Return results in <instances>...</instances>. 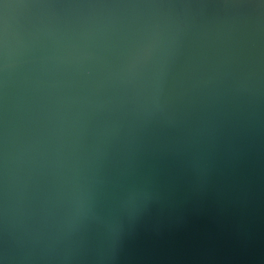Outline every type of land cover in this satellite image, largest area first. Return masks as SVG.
Returning a JSON list of instances; mask_svg holds the SVG:
<instances>
[{
    "label": "water",
    "instance_id": "obj_1",
    "mask_svg": "<svg viewBox=\"0 0 264 264\" xmlns=\"http://www.w3.org/2000/svg\"><path fill=\"white\" fill-rule=\"evenodd\" d=\"M0 264H264V0H0Z\"/></svg>",
    "mask_w": 264,
    "mask_h": 264
}]
</instances>
